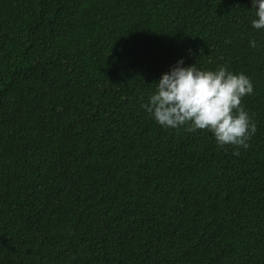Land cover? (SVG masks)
<instances>
[{"label":"trees","instance_id":"trees-1","mask_svg":"<svg viewBox=\"0 0 264 264\" xmlns=\"http://www.w3.org/2000/svg\"><path fill=\"white\" fill-rule=\"evenodd\" d=\"M253 18L250 0H0V264H264ZM180 57L251 79L237 155L145 111Z\"/></svg>","mask_w":264,"mask_h":264},{"label":"clouds","instance_id":"clouds-1","mask_svg":"<svg viewBox=\"0 0 264 264\" xmlns=\"http://www.w3.org/2000/svg\"><path fill=\"white\" fill-rule=\"evenodd\" d=\"M250 3L255 16L252 28H264V0ZM249 46L255 48L256 41L250 40ZM252 92L251 79L243 73L223 65L215 70L200 69L196 64L185 65L180 57L161 73L144 108L161 127L207 130L217 145L232 146L233 155H237L256 132L255 123L241 104V99Z\"/></svg>","mask_w":264,"mask_h":264}]
</instances>
